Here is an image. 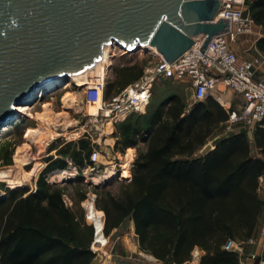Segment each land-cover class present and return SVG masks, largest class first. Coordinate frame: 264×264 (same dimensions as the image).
<instances>
[{"label": "trees", "instance_id": "16d2710c", "mask_svg": "<svg viewBox=\"0 0 264 264\" xmlns=\"http://www.w3.org/2000/svg\"><path fill=\"white\" fill-rule=\"evenodd\" d=\"M253 23L264 27V1L249 4ZM258 48L264 51V40ZM105 97L138 80L137 66L114 69ZM228 114L212 98L186 110L182 98L169 95L147 118L122 129L125 147L137 137L131 180L120 195L104 194L97 207L104 212V234L127 219L134 224L140 248L168 264H186L198 248L200 264H240V256L223 249L228 240L247 241L258 222L264 202L259 179L264 176V123L253 132L262 159L251 154L247 132H238L205 146ZM89 163V143L80 141ZM78 166L83 159L72 153ZM64 160H49L44 173L65 169ZM64 189L41 177L37 190H11L0 197V264H90L92 227L80 223L63 199Z\"/></svg>", "mask_w": 264, "mask_h": 264}, {"label": "water", "instance_id": "95a60500", "mask_svg": "<svg viewBox=\"0 0 264 264\" xmlns=\"http://www.w3.org/2000/svg\"><path fill=\"white\" fill-rule=\"evenodd\" d=\"M219 9V0H0V130L17 120V107L38 99L44 84L94 66L108 45L128 54L150 46L168 63L198 41L204 52L229 31Z\"/></svg>", "mask_w": 264, "mask_h": 264}, {"label": "rangeland", "instance_id": "374dc122", "mask_svg": "<svg viewBox=\"0 0 264 264\" xmlns=\"http://www.w3.org/2000/svg\"><path fill=\"white\" fill-rule=\"evenodd\" d=\"M249 4L248 1L245 3V17H250L247 14ZM114 49L115 55L111 60V68L106 75V86L115 79L114 69L136 65L143 75L159 59L158 56L148 51L136 50L133 53H124L122 55L121 49ZM65 81L64 86H60L43 96L40 95V98L35 102L29 106L27 105L28 109L26 111L19 112L17 107L19 113L17 120L0 135V170H13V174L10 177L18 179L20 178V171L22 173L24 171L30 172L35 163H40V168L33 180L23 181L22 187L15 190H23L27 194L34 193L37 190L39 179L43 177V181L47 184L56 185L64 189L63 199L66 206L73 211L80 223L93 229L92 223L87 219L85 202L91 201L94 204V208L97 211H101L97 207V202L102 195H120L125 185L131 180V172L134 167L137 150H145L146 148L145 143L141 142L139 137L136 139L137 144L135 147H125L122 129L127 124L136 125V122L144 125L149 115L171 94H177L182 98L187 111L191 110L196 103L187 79L159 80L153 84L150 103L143 113H132L123 121L108 125V121H106L103 114L98 117L89 115L90 106L86 103L85 97L86 87L76 81L68 80V78ZM106 90L105 88V92ZM118 93L117 87L110 91L108 97H105L104 93L105 102H110ZM67 97L69 98L67 99ZM222 97L224 106L219 105L224 110L230 109L229 101H231L232 108H241L242 100L234 93L224 90ZM70 98L74 99L75 103L71 104L72 100ZM44 110H49L46 112L49 115L46 114L45 116ZM229 126L230 124L227 122L220 124L197 155L202 156L204 148L208 145L210 146L208 147L209 151L213 150L215 143L224 137L238 132H246V129L241 125L234 126L231 131L228 130ZM108 127L110 128L107 129ZM28 128L42 129L43 132L40 133L41 135H33L34 137L32 136L33 138L31 137L30 139L27 157L30 158V162L33 164H28L21 168L16 164L15 154L28 143V139L25 136ZM57 133L61 136H57ZM73 133H77V136H69V134L72 135ZM80 141L89 143L91 153L93 151L99 153L96 163L91 164L84 160L85 151L79 148ZM129 149H132L134 153L130 165L129 179H121L120 173L116 172V176L112 179H107L100 183L93 182L92 178L94 175L102 176L109 168L108 166L105 167V165H108L109 159H112L110 156L118 158L114 166L117 170H120L122 162L126 160ZM73 152L77 154L78 158L84 160L83 166H78L74 156H72ZM50 159L64 160L67 166L65 169L56 168L44 173ZM57 170H74L76 174L72 180L56 181L53 173ZM11 190L14 189L10 188L7 182H0V197H5ZM101 212L103 213L102 233L107 242L104 246L97 243L93 233L90 247L95 254L94 258L99 259V264H157V259L140 248L134 224L131 220H125L119 228L105 235L103 231L105 214L103 211ZM194 259L193 251L191 260ZM162 264H168V262H163Z\"/></svg>", "mask_w": 264, "mask_h": 264}, {"label": "built area", "instance_id": "2783aa9c", "mask_svg": "<svg viewBox=\"0 0 264 264\" xmlns=\"http://www.w3.org/2000/svg\"><path fill=\"white\" fill-rule=\"evenodd\" d=\"M219 1L217 19H228L229 31L214 37L204 52L200 49L202 41H198L172 63L159 57L152 68L123 88L110 102L104 100L106 77L97 78L85 89L86 103L95 105L100 102V110L105 111L103 115L106 121L117 123L132 113H143L146 110L156 81L187 79L195 103L212 98L224 106V90L241 98L240 109L230 106L226 110L228 119L225 123L230 124L229 131L234 126L241 125L248 133L261 126L264 123V74L258 77L256 71L264 61L261 58H241L232 49L239 35L252 30L251 17H245L244 7L247 0ZM121 50L122 55L128 54ZM98 156L99 153L93 151L89 163H96ZM246 243L253 244L254 241L251 238L245 242L231 239L223 249L242 256ZM250 258L256 259L254 255Z\"/></svg>", "mask_w": 264, "mask_h": 264}, {"label": "bare ground", "instance_id": "6f19581e", "mask_svg": "<svg viewBox=\"0 0 264 264\" xmlns=\"http://www.w3.org/2000/svg\"><path fill=\"white\" fill-rule=\"evenodd\" d=\"M114 48H118L115 45H108L105 47L104 49V57L100 62H97L94 66L88 68L87 70H85L84 72L76 75V76H71L68 77V80H72V81H76L78 82V84L83 85L85 87H87V85L92 84V82L94 80H97V78H101V77H106L107 72H109L110 68H111V60L113 59V56L115 55V49ZM121 49V48H119ZM137 50H141V51H148L156 56H159L158 52L156 51L155 48L150 47V46H140ZM65 79L64 77H59L56 79H53L51 81H49L48 85H45L42 87L41 91L38 92V94L36 95V98H40V95H45L46 92H51L53 90H55L58 87H62L65 85ZM71 95V94H70ZM41 96V97H42ZM69 96V95H68ZM74 97V96H73ZM69 97H67L68 99ZM72 100L71 104L75 101L74 99ZM69 100V101H70ZM76 100V99H75ZM65 101V100H64ZM70 104V103H69ZM77 105V104H76ZM75 106V105H74ZM90 109H89V115L92 117H98L100 116V114H104L105 111H101L100 108H102V104L96 103L95 105H89ZM28 109L27 105H22L18 107V111L19 112H24ZM49 111V110H47ZM44 110V115L46 116V112ZM42 114V116H44ZM49 115V114H47ZM46 119V118H44ZM43 120V119H42ZM47 121V120H46ZM108 125L111 124L110 121H108L107 123ZM11 125H7L4 128H2L0 130V135L1 133L5 132L7 130V128H9ZM69 127V126H68ZM110 127H108L107 129H109ZM42 129H33V128H28L27 132H26V138L28 139V143L24 145V148L19 150L16 154H15V161L17 166L19 167H24L25 165L28 164H33L30 162V158H28V150L30 148V139L33 135L35 134H40L42 133ZM78 132V131H77ZM80 133V132H78ZM41 135V134H40ZM57 136H61L57 133ZM68 136V135H67ZM69 136H77V133H73L72 135L69 134ZM34 137V136H33ZM32 137V138H33ZM134 153L132 149L128 150V154L126 156V160H124V162H122V170H121V179H129L130 178V165H131V160L133 157ZM40 163H35L33 165V169L30 172H21L20 171V178L18 179H14L12 176L13 174V170H6V171H1L0 170V182H7L8 186L12 189H18L20 187H22V185L24 184L23 181H29V180H33L35 174L37 173V171L40 168ZM116 172L114 168H108L104 174L102 176L99 175H94V177L92 178L94 183H100L103 182L104 180L107 179H112L116 176ZM53 174L54 175V179L56 181H65V180H72L75 177V171L71 170H57L55 171ZM12 178V179H11ZM85 206L87 208V219L92 223V225L95 226V239L96 242L101 244L102 246H104L107 242L106 238L104 237L103 233H102V229H103V220H102V216L103 213L101 211H97L94 208V204L89 201V202H85Z\"/></svg>", "mask_w": 264, "mask_h": 264}, {"label": "crops", "instance_id": "0c3cea01", "mask_svg": "<svg viewBox=\"0 0 264 264\" xmlns=\"http://www.w3.org/2000/svg\"><path fill=\"white\" fill-rule=\"evenodd\" d=\"M247 14L250 15L249 6ZM260 40H264V27L254 24L252 26L251 32L239 35L236 43L232 45V49L241 58H261L264 61V51L258 48V43ZM256 74L258 77L264 74V62L257 69ZM229 102L228 104L231 106V101ZM259 127L263 128V125ZM253 132L254 131H252V134ZM250 142L252 156L254 158L262 159V153L255 145L254 140H251ZM110 158L112 159H109V164L105 165V167L108 166L109 168H114L116 171L117 169L114 164L117 163L118 158H116V156H110ZM117 172L120 173L119 175H121V170H117ZM258 195L259 198L264 202V176L259 179ZM250 238L254 241V243L244 244V253L242 256H240V264H264V206ZM203 254L204 253L201 250L196 248L194 250L195 259L187 262L186 264H200V258ZM251 255H254L256 259L252 260L250 258ZM156 263L162 264L163 262L156 260Z\"/></svg>", "mask_w": 264, "mask_h": 264}]
</instances>
